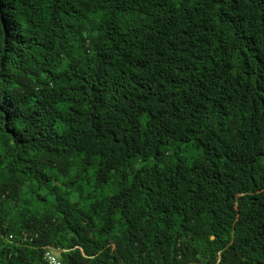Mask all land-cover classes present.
<instances>
[{"label":"trees","instance_id":"1","mask_svg":"<svg viewBox=\"0 0 264 264\" xmlns=\"http://www.w3.org/2000/svg\"><path fill=\"white\" fill-rule=\"evenodd\" d=\"M47 246L264 264V0H0V264Z\"/></svg>","mask_w":264,"mask_h":264},{"label":"built area","instance_id":"2","mask_svg":"<svg viewBox=\"0 0 264 264\" xmlns=\"http://www.w3.org/2000/svg\"><path fill=\"white\" fill-rule=\"evenodd\" d=\"M60 250H56L47 246L44 252V259L50 264H58Z\"/></svg>","mask_w":264,"mask_h":264},{"label":"clouds","instance_id":"3","mask_svg":"<svg viewBox=\"0 0 264 264\" xmlns=\"http://www.w3.org/2000/svg\"><path fill=\"white\" fill-rule=\"evenodd\" d=\"M47 248V247H46ZM51 248V247H50ZM46 250V249H45Z\"/></svg>","mask_w":264,"mask_h":264},{"label":"water","instance_id":"4","mask_svg":"<svg viewBox=\"0 0 264 264\" xmlns=\"http://www.w3.org/2000/svg\"><path fill=\"white\" fill-rule=\"evenodd\" d=\"M212 238H214V236Z\"/></svg>","mask_w":264,"mask_h":264}]
</instances>
